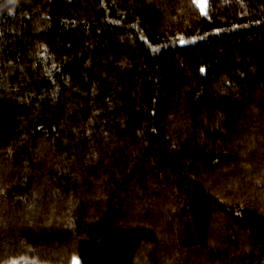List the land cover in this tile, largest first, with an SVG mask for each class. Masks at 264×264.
<instances>
[{"label": "trees", "instance_id": "16d2710c", "mask_svg": "<svg viewBox=\"0 0 264 264\" xmlns=\"http://www.w3.org/2000/svg\"><path fill=\"white\" fill-rule=\"evenodd\" d=\"M196 1L0 0V264H264V0Z\"/></svg>", "mask_w": 264, "mask_h": 264}, {"label": "rangeland", "instance_id": "374dc122", "mask_svg": "<svg viewBox=\"0 0 264 264\" xmlns=\"http://www.w3.org/2000/svg\"><path fill=\"white\" fill-rule=\"evenodd\" d=\"M196 3L198 7L200 8L201 12L204 13L205 7H206V0H197ZM74 262H78V264H80V261L78 258H74L71 264H74Z\"/></svg>", "mask_w": 264, "mask_h": 264}, {"label": "snow or ice", "instance_id": "6c2138e0", "mask_svg": "<svg viewBox=\"0 0 264 264\" xmlns=\"http://www.w3.org/2000/svg\"><path fill=\"white\" fill-rule=\"evenodd\" d=\"M203 71V70H202ZM74 264H78V262H74Z\"/></svg>", "mask_w": 264, "mask_h": 264}]
</instances>
